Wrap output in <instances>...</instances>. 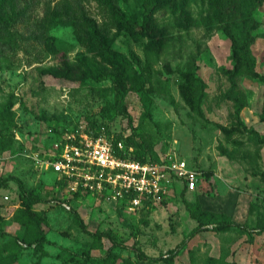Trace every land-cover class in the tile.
I'll return each mask as SVG.
<instances>
[{
  "label": "rangeland",
  "instance_id": "rangeland-1",
  "mask_svg": "<svg viewBox=\"0 0 264 264\" xmlns=\"http://www.w3.org/2000/svg\"><path fill=\"white\" fill-rule=\"evenodd\" d=\"M116 2L134 16L140 28L145 14H152V33L133 35L113 26L97 0H16L14 4L5 0L7 11L23 9L25 14L10 32L0 34V144L12 143L10 149L0 150V178H19L26 189L38 191L44 202L35 208L46 213L49 226L43 248L23 240L25 228L13 217L20 206L19 187L11 180L0 189V217L5 220L1 228L9 233L0 234V256L17 255L15 264H95L88 255L104 257L112 237L129 248H114L112 260L105 264H205L211 255L219 257V264H264V232L257 229L264 224V143L243 131L228 138L216 124L235 123L234 98L241 96L247 103L241 112L243 120L264 135V0H249L239 10L248 25L245 29L254 36L250 48L256 65L252 73L239 77L230 95L232 43L209 0ZM63 4L106 25L115 49L134 50L142 67H152L144 91L128 94V112L159 156L184 158L202 173L198 189L187 188L181 196L182 184L175 183L161 197L132 209L108 197L76 192L54 171L51 163L72 134L108 129L114 135L132 133L127 117L116 111L108 118L103 116V107L116 98L112 68L77 39L66 20L44 35L39 30L37 21L45 10ZM46 36L72 61L78 52H86L97 68L107 71L105 78L56 77L52 71L60 66V59L46 48ZM194 61L207 83L203 107L212 122L193 111L181 93L183 78L178 70ZM196 199L204 209L225 213L244 226L227 232L203 229L190 237L199 223L188 204ZM75 209L91 231L106 234L98 238L83 231L75 220ZM15 237L19 247L13 244ZM184 239L187 244L169 260V251ZM134 247L162 258L139 260Z\"/></svg>",
  "mask_w": 264,
  "mask_h": 264
},
{
  "label": "trees",
  "instance_id": "trees-1",
  "mask_svg": "<svg viewBox=\"0 0 264 264\" xmlns=\"http://www.w3.org/2000/svg\"><path fill=\"white\" fill-rule=\"evenodd\" d=\"M8 1L11 4H14L16 0ZM97 1L104 7L113 26H119L133 35H137L142 32L147 35L152 33L153 17L149 12L145 14L144 22L140 28L134 16L118 5L116 0ZM209 2L212 9L216 13V18L220 22L223 32L232 43L234 66L229 74L231 86L227 92V94L230 95L237 89L239 77L244 74L252 73L256 65V57L253 55L250 48L254 42V36L252 35L250 29H245V25L247 27L248 25L246 24L245 19L239 15V10L247 6L249 0H209ZM225 5L228 8L227 11L225 10ZM28 7L29 6L27 4L25 9ZM24 14L25 11L23 9H14L13 12L7 11L5 8V0H0V34L10 32L12 27L23 19ZM62 20H66L70 23L73 26L77 39L83 45H86L90 52L107 63L114 72L113 79L115 81L116 98L114 102L110 101L105 107H103V116L108 118L110 117V113L112 111H116V113L128 118L129 126L132 128V133L130 135L125 136L122 133H118L115 135L116 138L123 139L128 147H133L134 150L132 152V157L137 160L145 162L159 159L160 156L154 149L151 140L147 138L146 134L138 132L137 127L134 126V119L128 112L126 104V99L130 92L144 91L148 76L150 77L152 74V67L150 65L142 67V59L134 50L123 52L115 49L112 44L111 37L106 30V25L102 26L97 19L84 12L80 13L70 4H63L61 7L56 6L54 8H47L42 18L37 21V25L41 33L44 35V32L47 29L58 24ZM44 41L48 51L51 54L58 56L60 59V66L54 68L52 71L56 77L68 80L93 78L97 81H101L105 78L107 71L105 69L97 68L93 59H91L86 52H78L75 60L72 61L68 58L67 53L61 50L53 42L51 36L44 37ZM1 42L0 38V44ZM196 67L197 64L194 61L193 65H189L184 69L178 70L179 74L183 78V81L180 83L181 93L184 100L191 106L193 111L205 119L206 122H212L206 116L203 107L207 83L204 78L197 73ZM234 99L237 103L235 123L232 126H227L221 123L216 124L223 130L228 138H231L233 132L243 131L256 135L259 139V144H263L264 135L256 129H250L242 118L241 112L247 106L246 101L241 96H235ZM261 117L264 121V108ZM107 131L109 134H112L109 129ZM95 133H98V131ZM0 134H3V131H1ZM11 147V141L7 140V142L0 146V150H8ZM11 180L16 181L19 187L20 206L16 209L13 217L17 223L23 225L25 228L23 240L29 243H36L38 247L43 248L48 233L47 227L49 226V219L44 211L37 210L35 206L43 203L44 199L38 191L26 189L24 182L19 178H0V189L9 186V182ZM179 186L182 188L180 190V195L184 196L187 191V187L185 184ZM188 205L191 213L199 223L198 226L191 232L190 237H194L203 229H209L215 232H227L233 227L244 226L233 220L225 213H216L214 211L204 209L199 199H196L195 202ZM73 211L75 214V220L83 231L98 238H101L102 235L106 234L100 231H91L82 215L76 209ZM4 221V218L0 217L1 235L9 234L1 228V224ZM208 224H213V226L208 227ZM257 229L260 232H264V224L259 225ZM111 240L113 242L112 246L104 257L97 259L96 257L88 255V259L93 261L95 264H105V262L110 259L112 260L114 248H129L127 245L119 243L112 237ZM187 242L188 239H184L176 249H171L169 251V260H173L175 256H177L178 250L183 248ZM13 244L19 247L17 237L14 238ZM133 249L135 251V256L139 260L157 262L162 258V256H149L138 247H134ZM17 260V255L0 256V264H15ZM220 261L219 257L211 255L208 256L205 264H219ZM228 264L240 263L231 261Z\"/></svg>",
  "mask_w": 264,
  "mask_h": 264
},
{
  "label": "built area",
  "instance_id": "built-area-1",
  "mask_svg": "<svg viewBox=\"0 0 264 264\" xmlns=\"http://www.w3.org/2000/svg\"><path fill=\"white\" fill-rule=\"evenodd\" d=\"M133 150L106 130L72 134L51 164L74 191L108 197L132 209L161 197L175 183L199 188L202 173L186 159L161 155L142 162L132 157Z\"/></svg>",
  "mask_w": 264,
  "mask_h": 264
}]
</instances>
